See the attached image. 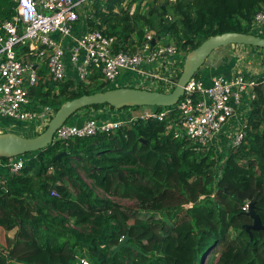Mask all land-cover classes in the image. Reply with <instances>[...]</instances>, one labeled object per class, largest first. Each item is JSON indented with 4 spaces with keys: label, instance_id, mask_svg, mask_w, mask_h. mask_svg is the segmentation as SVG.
I'll use <instances>...</instances> for the list:
<instances>
[{
    "label": "trees",
    "instance_id": "obj_1",
    "mask_svg": "<svg viewBox=\"0 0 264 264\" xmlns=\"http://www.w3.org/2000/svg\"><path fill=\"white\" fill-rule=\"evenodd\" d=\"M16 7L15 0H0V22L12 19ZM262 10L264 0H109L96 2L86 21L88 30L117 39L116 52L134 51L153 31L156 41L174 42L179 53L188 55L215 35L254 34L252 23ZM39 76L30 90L34 110L56 113L77 97L118 88L103 81L97 69L87 82L47 79L45 66ZM262 81L250 102L244 141L219 158L214 146L200 152L168 133L176 106L150 107L170 111L164 122L138 119L111 134L56 141L24 155V169L8 176L5 189L0 187V234L5 239L0 264H76L85 257L93 264H208L218 251L216 264H264V230L248 231L253 220L243 209L254 204L264 225ZM104 107L116 110L104 104L79 112ZM79 169L107 197L98 195ZM112 197L138 204L123 206ZM13 230V238L6 236ZM127 234L143 253L123 249L113 256L114 246Z\"/></svg>",
    "mask_w": 264,
    "mask_h": 264
},
{
    "label": "built area",
    "instance_id": "obj_2",
    "mask_svg": "<svg viewBox=\"0 0 264 264\" xmlns=\"http://www.w3.org/2000/svg\"><path fill=\"white\" fill-rule=\"evenodd\" d=\"M98 1L106 3L109 0H15L17 14L0 22V116L21 123L33 122L37 128L48 125L55 112L47 108L42 111L32 109L30 90L38 84L42 66L47 68V75L53 81L66 80L64 41L73 37L82 18L87 20L92 16V7ZM252 31L263 34L264 10L256 14ZM74 40L71 63L81 82H87L97 69L101 71L103 81L111 85L122 71L142 75L150 88L161 86L169 91L177 85L180 66L173 58L179 56L178 48L156 41L153 31L146 32L141 44L134 46V51L116 52L117 39L100 30L87 29ZM24 48L27 51H23ZM259 85L256 80L239 75L215 77L207 86L195 76L185 86L184 96L176 105L177 117L170 119L168 133H173L176 139L187 140L197 151L206 152L214 146L227 155L242 144L247 129L246 118L226 141L231 140L229 145L220 139L225 127L235 118L232 103L240 105L245 97L254 100ZM169 113V110H151L127 120L89 118L81 124L65 123L57 130L55 142L111 134L138 119L164 122L169 119ZM24 166L23 156L0 160V187L5 189L8 176L18 174ZM250 204L245 205L244 211H249ZM79 264L93 263L81 258Z\"/></svg>",
    "mask_w": 264,
    "mask_h": 264
},
{
    "label": "water",
    "instance_id": "obj_3",
    "mask_svg": "<svg viewBox=\"0 0 264 264\" xmlns=\"http://www.w3.org/2000/svg\"><path fill=\"white\" fill-rule=\"evenodd\" d=\"M231 45H244L264 49V38L245 33H224L210 37L195 50L188 53L177 85L170 93L118 87L70 100L60 107L50 120L46 130L37 136L24 137L13 132L0 133V158H16L46 149L55 142L57 130L77 112L87 107L104 104L113 106L118 110L132 107H174L184 96L187 83L204 67L211 54L219 48ZM66 154L64 152L58 155L57 159L61 160V157ZM247 214L253 220V223L247 226L248 231L264 230V225L260 216L256 214L254 204H250ZM130 238V234H127L118 245L114 246L113 256L123 249H131L138 253H143L142 250L129 243Z\"/></svg>",
    "mask_w": 264,
    "mask_h": 264
},
{
    "label": "crops",
    "instance_id": "obj_4",
    "mask_svg": "<svg viewBox=\"0 0 264 264\" xmlns=\"http://www.w3.org/2000/svg\"><path fill=\"white\" fill-rule=\"evenodd\" d=\"M87 29H88L87 21L84 18H82L74 30L73 37L68 38L64 41L67 78L75 80V81H80V80H79V76H78V72L76 68L71 63V50L75 43L74 39L82 35V33L86 31ZM252 32L254 33V31ZM257 34L256 32L254 33V35H257ZM260 35L261 34L257 36H260ZM241 47H251V46H244V45H233L232 46L231 45L228 47L219 48L216 51H214L211 54L208 61L206 62V64L204 65V67H202V69L199 71L198 78L202 80L207 86H210L212 83V79L218 76L234 78L236 76L242 75L247 79L256 80L259 82L260 80L255 77L256 75L253 71H251V69H249L248 67H244L242 64H240L241 62H243L242 60L240 61V58L241 57L244 58V56H241V54L235 55L234 49L236 48L237 51H241L242 49H244ZM252 48L254 49L255 47H251V49ZM255 49H260V48H255ZM260 50L264 51V49H260ZM254 54L259 55L256 52H254ZM186 57H187L186 52H180L179 56H176L173 59L177 61L178 66H180L182 62L185 61ZM42 67L39 68V71L41 70ZM144 68L149 69L147 66H144ZM136 75L138 74H134V73L127 72V71H122L120 77L116 80L115 84L113 85H115V87L132 86V83L136 82ZM263 75H264V71H263ZM262 78L263 79L261 80H264V76H262ZM245 98L243 99V102L240 105H236L234 102L232 103L235 108V118L232 120V122L228 126L225 127L224 131L222 132V135L220 136L221 137L220 139L222 140L223 143L228 141L229 137L233 134L234 129L239 125L241 121L245 120L250 114V111H251L250 102L251 101ZM149 109L146 110L144 113L149 111ZM39 111H42V110H39ZM132 112L133 110L121 111V109L114 110L108 107H104L99 110L91 109L89 111L79 112L77 115H75V124L83 123L90 116L101 118V119L127 120L131 118V116H133ZM8 120L9 118H4L3 116H0V133L1 132L2 133L3 132H13V133L19 134L14 130V126L11 124L12 120L11 119H10L11 121H8ZM36 132L37 130H35V133ZM3 172L6 173L5 170H3ZM11 232L15 235L16 230H13ZM11 232H9L8 234H9V237L13 238L14 235L12 236Z\"/></svg>",
    "mask_w": 264,
    "mask_h": 264
},
{
    "label": "rangeland",
    "instance_id": "obj_5",
    "mask_svg": "<svg viewBox=\"0 0 264 264\" xmlns=\"http://www.w3.org/2000/svg\"><path fill=\"white\" fill-rule=\"evenodd\" d=\"M135 10V6L132 8L131 12ZM252 31V28H251ZM171 45H175L174 42H170ZM166 45V44H165ZM176 46V45H175ZM244 49H240L241 51H237L236 48L234 49V53L235 55H239L241 54V56H244L240 58V61L242 60L243 62H241L240 64H242L244 67H248L249 69H251V71H253L255 73V77L258 78L259 80L263 79L262 76L263 75V71H264V51L260 50V49H251V47H241ZM254 52L258 53L254 54ZM46 78L48 79V77L46 76ZM146 79L138 74L136 75V82H133L132 84H134L135 86H141L142 88H147L148 85L145 81ZM150 88V87H148ZM154 89H158V90H167V87H161V86H157ZM150 107H141L140 109L137 110H133L132 115L133 116H138L142 113H144L146 110H148ZM153 109H149V111H151ZM53 111V110H52ZM54 112V111H53ZM148 112V111H147ZM8 121H11L10 119ZM7 121V122H8ZM11 124L14 126V130L19 133V135L21 134V136L24 137H34L36 133L41 132L42 130H44L45 126L42 127H38L37 125H34L33 122H25V123H21L18 122L16 120H12ZM67 124H75V116L72 117ZM35 130H37V132L35 133ZM2 133V132H1ZM231 143V140L226 144L229 145ZM216 150V154L218 155V158L221 156H225L226 152H220ZM228 150V149H226ZM220 164H218V168L216 167V169H219ZM79 174L81 175V177L92 187L94 188V190L98 193V195H100L101 197H107V195L105 193H103V191H101L99 188H97L93 182L92 179H90L84 172L82 169H79ZM111 199H113L115 202L123 205V206H137V201L135 200H131V199H124V198H119V197H112ZM142 216H145V214H142ZM160 215H157L155 218L159 219ZM0 244H2L3 242H5V239L3 237V234H0ZM11 235L13 236L14 234L11 232ZM6 236H9V234H6ZM11 238V237H10ZM220 256L219 251L213 255H210V257L207 259L208 264H216V262L218 261ZM86 259L90 260L89 257H85ZM81 258H79L78 263L80 261Z\"/></svg>",
    "mask_w": 264,
    "mask_h": 264
}]
</instances>
